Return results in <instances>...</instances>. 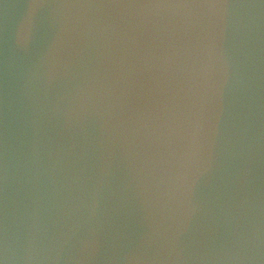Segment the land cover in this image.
Wrapping results in <instances>:
<instances>
[{
    "label": "water",
    "instance_id": "95a60500",
    "mask_svg": "<svg viewBox=\"0 0 264 264\" xmlns=\"http://www.w3.org/2000/svg\"><path fill=\"white\" fill-rule=\"evenodd\" d=\"M0 264H264V0H0Z\"/></svg>",
    "mask_w": 264,
    "mask_h": 264
}]
</instances>
